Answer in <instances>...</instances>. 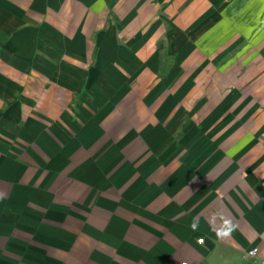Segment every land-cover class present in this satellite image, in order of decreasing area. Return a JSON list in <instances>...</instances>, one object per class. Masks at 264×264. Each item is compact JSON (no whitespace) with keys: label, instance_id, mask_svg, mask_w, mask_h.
<instances>
[{"label":"crops","instance_id":"0c3cea01","mask_svg":"<svg viewBox=\"0 0 264 264\" xmlns=\"http://www.w3.org/2000/svg\"><path fill=\"white\" fill-rule=\"evenodd\" d=\"M184 263L264 264V0H0V264Z\"/></svg>","mask_w":264,"mask_h":264},{"label":"clouds","instance_id":"9594fccd","mask_svg":"<svg viewBox=\"0 0 264 264\" xmlns=\"http://www.w3.org/2000/svg\"><path fill=\"white\" fill-rule=\"evenodd\" d=\"M230 222H228V221H225V224L227 225V224H229ZM197 227H198V224L194 221L192 224H191V228L195 231L196 229H197ZM230 229H225V230H220V231H218L217 232V235L219 236V237H226V236H228V235H230Z\"/></svg>","mask_w":264,"mask_h":264},{"label":"built area","instance_id":"2783aa9c","mask_svg":"<svg viewBox=\"0 0 264 264\" xmlns=\"http://www.w3.org/2000/svg\"><path fill=\"white\" fill-rule=\"evenodd\" d=\"M199 242L202 243L203 240L201 239V240H199ZM257 255H258V250L257 249H254L251 252H249V256L252 257V258H255ZM184 264H186V263H184Z\"/></svg>","mask_w":264,"mask_h":264}]
</instances>
